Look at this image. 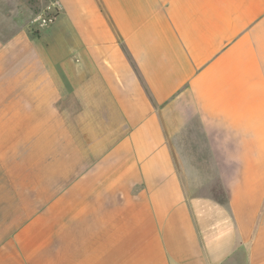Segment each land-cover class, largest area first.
I'll return each mask as SVG.
<instances>
[{
  "label": "crops",
  "instance_id": "1",
  "mask_svg": "<svg viewBox=\"0 0 264 264\" xmlns=\"http://www.w3.org/2000/svg\"><path fill=\"white\" fill-rule=\"evenodd\" d=\"M51 1L0 35V264H264V0Z\"/></svg>",
  "mask_w": 264,
  "mask_h": 264
},
{
  "label": "rangeland",
  "instance_id": "2",
  "mask_svg": "<svg viewBox=\"0 0 264 264\" xmlns=\"http://www.w3.org/2000/svg\"><path fill=\"white\" fill-rule=\"evenodd\" d=\"M51 0H0V35L7 38L16 31L25 29L31 34L41 28L34 18L44 13ZM246 251L239 248L226 264H244Z\"/></svg>",
  "mask_w": 264,
  "mask_h": 264
},
{
  "label": "built area",
  "instance_id": "3",
  "mask_svg": "<svg viewBox=\"0 0 264 264\" xmlns=\"http://www.w3.org/2000/svg\"><path fill=\"white\" fill-rule=\"evenodd\" d=\"M59 14V7L56 2H51L44 13L37 15L33 22L37 23L40 27H47L51 25Z\"/></svg>",
  "mask_w": 264,
  "mask_h": 264
},
{
  "label": "trees",
  "instance_id": "4",
  "mask_svg": "<svg viewBox=\"0 0 264 264\" xmlns=\"http://www.w3.org/2000/svg\"><path fill=\"white\" fill-rule=\"evenodd\" d=\"M59 15V14H58Z\"/></svg>",
  "mask_w": 264,
  "mask_h": 264
}]
</instances>
